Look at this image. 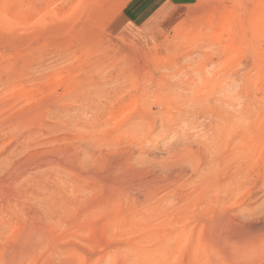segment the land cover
Listing matches in <instances>:
<instances>
[{
  "label": "rangeland",
  "instance_id": "1",
  "mask_svg": "<svg viewBox=\"0 0 264 264\" xmlns=\"http://www.w3.org/2000/svg\"><path fill=\"white\" fill-rule=\"evenodd\" d=\"M257 200L264 0H0V264H211Z\"/></svg>",
  "mask_w": 264,
  "mask_h": 264
},
{
  "label": "bare ground",
  "instance_id": "2",
  "mask_svg": "<svg viewBox=\"0 0 264 264\" xmlns=\"http://www.w3.org/2000/svg\"><path fill=\"white\" fill-rule=\"evenodd\" d=\"M230 219L227 230L207 244L210 263L264 264V201L241 205Z\"/></svg>",
  "mask_w": 264,
  "mask_h": 264
}]
</instances>
